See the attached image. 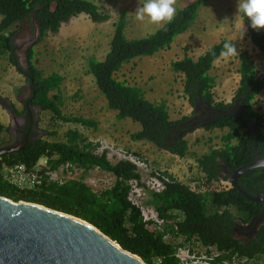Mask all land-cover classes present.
<instances>
[{
  "label": "trees",
  "instance_id": "1",
  "mask_svg": "<svg viewBox=\"0 0 264 264\" xmlns=\"http://www.w3.org/2000/svg\"><path fill=\"white\" fill-rule=\"evenodd\" d=\"M97 1L100 0H0V51L7 52L9 61L21 71L13 53V38L24 23L37 27L38 43L81 14L95 23L106 21L110 15L100 9ZM206 1L189 2L176 10L170 22L138 38L125 34L126 13L122 11L114 23L105 56L87 60V73L92 75L107 107L116 112L117 119L129 118L140 125V129L130 134L133 141H144L184 158L190 149L188 133L197 128L222 132L220 145H210L196 157L201 177L194 188L161 171L157 179L162 188L150 189L135 164L126 159L110 161L105 152H97V142L89 140L77 128H70L62 140H53L56 135L53 129L47 131L48 138L30 140L15 152L0 154V165L23 163L33 170L40 159H46L49 171L70 163L82 169L81 175L62 184L45 182L31 191L19 190L0 177V195L82 218L147 264H154L156 257L161 258L162 264H181L175 253L186 243L191 248L197 244L206 249L215 248L220 255L212 264H221L233 255L247 258L249 264H264V224L246 239L236 236L237 232L242 235L247 232L244 225L255 221L264 204L247 199L230 182L234 170L264 158V112L254 107L264 90V78L249 51L241 50L237 56L239 81L230 102L216 100L213 91L216 79L212 73L215 61L222 56L223 44L229 42L227 39L212 44L195 58L185 53L172 60L170 68L181 77L183 96L192 108L191 115L177 119L170 117L165 100H149L140 86L117 77L122 67L132 60L169 48L178 35L191 28ZM241 17L251 43L264 53V30L251 28L246 18ZM26 55L34 89L32 102L50 113L52 123L61 121L95 128L97 122L92 118L63 113L60 94L63 76L57 72L42 76L33 61L34 45L27 48ZM5 129L0 122V138ZM4 148L7 147H0ZM126 152L142 158L139 153ZM94 167L113 177L111 186L100 191L92 189L85 176ZM135 181L139 187L148 188L145 203L156 213L161 225L152 219L145 220L142 204L132 201ZM237 183L250 195L264 192V167L245 171Z\"/></svg>",
  "mask_w": 264,
  "mask_h": 264
},
{
  "label": "rangeland",
  "instance_id": "2",
  "mask_svg": "<svg viewBox=\"0 0 264 264\" xmlns=\"http://www.w3.org/2000/svg\"><path fill=\"white\" fill-rule=\"evenodd\" d=\"M191 1L193 0H174L173 6L177 10ZM143 3L144 0L97 1L100 9L110 15L106 21L95 23L81 14L63 23L56 34H49L36 43L37 36L32 42L25 44L27 48L34 45L33 61L41 70L42 76L52 72L63 76L60 83L63 113L89 117L97 122L95 128H83L80 125L61 121L52 123L50 113L40 109L37 124L42 133L39 139L48 138L47 131L54 129L56 135L53 140H62V135L67 129L77 128L98 145L100 143L112 145L121 151L141 154L148 162V169L142 171L145 182L152 171L159 170L166 171L194 188L197 179L201 177L197 169L196 157L207 151L210 145H220L222 132L220 130L209 132L197 128L188 133L186 139L190 149L189 154L184 158L154 149L152 144L148 148L147 142L133 141L130 138L132 132L140 129V125L129 118L117 119L116 112L107 107V102L94 84L92 75L87 73V60L90 57L102 59L108 51L114 23L122 11L126 13L125 34L130 38L147 35L167 22L153 23L147 16L143 20L137 19L136 9ZM236 9L237 0H207L200 8L191 28L178 35L169 48L152 56H142L132 60L122 67L117 77L126 80L129 84L140 86L149 100H165L172 119L191 115L192 108L182 93V79L172 72L170 63L174 59L181 58L185 53L195 58L224 38L235 44L237 52L227 57L222 55L215 61L212 73L216 84L213 91L216 100L230 102L239 81L237 56L241 50L249 51L259 74L264 78V53L251 43L245 23L242 17L236 14ZM25 26L30 27V24L24 23L19 30V41L27 39L28 35L33 36V29L30 27L29 32L26 33ZM26 52L22 55V51L19 50L21 58L19 62L17 59V63L20 68L25 64V59L27 60ZM18 68L9 61L7 52L0 51V122L6 127L0 138V147L12 141L8 130L10 117L6 102H11L14 108L20 111L23 98L27 96V92L23 91L27 83L26 78ZM254 107L264 112V90L258 95ZM113 180L109 173L96 170L89 171L85 176V181L94 191L111 186ZM141 189L140 196H136L135 199L142 206L147 207L145 201L148 199V188ZM240 235L242 234L236 233L238 238ZM191 252L199 255L204 249L194 245ZM195 264L201 263L198 260Z\"/></svg>",
  "mask_w": 264,
  "mask_h": 264
},
{
  "label": "water",
  "instance_id": "3",
  "mask_svg": "<svg viewBox=\"0 0 264 264\" xmlns=\"http://www.w3.org/2000/svg\"><path fill=\"white\" fill-rule=\"evenodd\" d=\"M37 36L35 26L33 36L26 37V44ZM23 144L0 149V154L15 152ZM255 167H264V159L234 170L230 182L247 199L264 203V192L250 195L237 183L242 173ZM0 264L147 263L82 218L39 203L0 195Z\"/></svg>",
  "mask_w": 264,
  "mask_h": 264
},
{
  "label": "built area",
  "instance_id": "4",
  "mask_svg": "<svg viewBox=\"0 0 264 264\" xmlns=\"http://www.w3.org/2000/svg\"><path fill=\"white\" fill-rule=\"evenodd\" d=\"M97 152H105L107 158L112 162L121 159L129 160L133 164H135L141 172H144L148 169V162L145 158H139L132 155L131 153L121 151L120 149H115V147H113L112 145L109 146L100 143L97 147ZM46 166V159H40L36 165V168H34L33 170L27 169V167L23 163H2L0 165V177L4 182L14 186L19 190L31 191L37 189L45 182H55L57 184H62L67 180L78 177L82 173V169H79L78 167L70 163L63 164L52 171H49ZM91 170L104 172L99 167H94ZM160 172L161 171L159 170H154L151 172L154 173V175L150 174V176L146 180V185L148 188L154 190H160L162 188V183L157 179V175H159ZM224 184L227 183L225 182ZM141 188L142 187H139L137 185L136 181L133 182L131 199L135 203H138V200L135 199V197L140 196L142 191ZM142 211L145 220L148 221L152 219L155 220L158 225H161V220L157 219L156 213L152 209L142 206ZM197 246L199 245L197 244ZM199 247L202 248L201 246ZM192 248L190 247L189 243H186L185 245L179 246L177 248L175 254L180 259L181 264H195L196 262H198V260L201 264H212V261L220 255V253L213 247H209L208 249L202 248L204 249V252L200 253L199 255L192 253ZM208 250L209 253L207 252ZM153 263L162 264L161 258H154ZM221 264H249V261L245 257H238L236 255H233L230 259L223 260Z\"/></svg>",
  "mask_w": 264,
  "mask_h": 264
},
{
  "label": "flooded vegetation",
  "instance_id": "5",
  "mask_svg": "<svg viewBox=\"0 0 264 264\" xmlns=\"http://www.w3.org/2000/svg\"><path fill=\"white\" fill-rule=\"evenodd\" d=\"M30 27L25 26L24 31H26V33L29 32ZM32 29H33L32 32H34L35 25L33 26ZM18 35L20 34L17 33L13 38V45H14L13 53H14L15 59L16 60L18 59V62H19L21 58V55L19 54V50L22 51V55L23 54L25 55V52L27 51V46L25 45L26 39L24 38L23 40L19 41ZM21 72L24 74L26 78L27 83L24 86L23 91L27 92V96L23 98V102L21 103L22 109L20 111L16 110L11 102H6V105L8 107L6 109L10 117V124H9L8 130L12 138V141L10 143L2 145L3 147H14V146H17L23 143H24L23 144L24 146L30 140H38L39 137H41V133H42L41 130L38 129V124H37L38 112L41 109V107L39 104H35L32 102L34 89H33V83L28 73V66H27L26 59H25V64L21 65ZM262 224H264V206H263L262 213L258 215V217L255 218V221L253 219L248 224L244 225L243 228H248V230L245 234L240 235V238L246 239L248 238L249 235H253L255 231Z\"/></svg>",
  "mask_w": 264,
  "mask_h": 264
},
{
  "label": "clouds",
  "instance_id": "6",
  "mask_svg": "<svg viewBox=\"0 0 264 264\" xmlns=\"http://www.w3.org/2000/svg\"><path fill=\"white\" fill-rule=\"evenodd\" d=\"M173 4L174 0H144L136 9V17L143 20L147 16L153 23L170 22L176 14ZM236 14L245 17L251 28L264 29V0H237ZM236 52L235 44L225 42L221 55L227 57Z\"/></svg>",
  "mask_w": 264,
  "mask_h": 264
},
{
  "label": "crops",
  "instance_id": "7",
  "mask_svg": "<svg viewBox=\"0 0 264 264\" xmlns=\"http://www.w3.org/2000/svg\"><path fill=\"white\" fill-rule=\"evenodd\" d=\"M2 123V122H1ZM3 124V123H2ZM4 125V124H3ZM140 142H144V141H140ZM148 145H147V147L148 148H150L149 146H151V144L150 143H147ZM154 149H155V147H153Z\"/></svg>",
  "mask_w": 264,
  "mask_h": 264
}]
</instances>
